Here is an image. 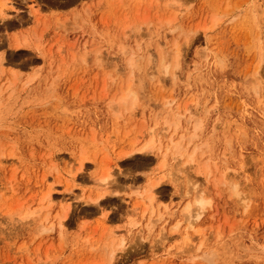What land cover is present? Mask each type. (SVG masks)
Masks as SVG:
<instances>
[{
    "label": "rangeland",
    "instance_id": "374dc122",
    "mask_svg": "<svg viewBox=\"0 0 264 264\" xmlns=\"http://www.w3.org/2000/svg\"><path fill=\"white\" fill-rule=\"evenodd\" d=\"M11 2L0 14V264H264V0ZM128 85L135 105L119 99ZM151 134L159 155L126 156ZM156 179L162 219L136 195ZM195 196L211 204L185 242Z\"/></svg>",
    "mask_w": 264,
    "mask_h": 264
},
{
    "label": "bare ground",
    "instance_id": "6f19581e",
    "mask_svg": "<svg viewBox=\"0 0 264 264\" xmlns=\"http://www.w3.org/2000/svg\"><path fill=\"white\" fill-rule=\"evenodd\" d=\"M8 1V0H7ZM12 1V0H11ZM4 2V6H7L8 8L5 10V11H3V10H1V12H0V14H2L3 15V19H1V20H6V16H9L10 14L8 13V11H9V7H11V8H14V6L13 5H11V3L12 2ZM170 1V0H169ZM171 2H174V0H171ZM13 4V3H12ZM168 4V3H167ZM168 6V5H167ZM14 10H16V9H14ZM177 10V9H176ZM218 23V21L216 22V24ZM215 24V25H216ZM214 26V25H213ZM212 26V27H213ZM211 27V28H212ZM183 32V31H182ZM26 42V41H25ZM16 48H19V47H22L21 45V42H19V40L18 39H16ZM178 47V46H177ZM179 48V47H178ZM175 52L177 51V50H174ZM174 51H170V52H174ZM179 51V50H178ZM178 51L176 52L177 54V56H176V58H177V60H178V62H177V64H175V66L174 67H176V68H174L175 70L177 69V68H179V53H178ZM175 52H174V54H175ZM164 53H168V52H163L162 54H161V57L162 58H160L161 60H160V63H161V65L164 67L165 65H166V56H169V53L165 56L164 55ZM133 59H136V58H131V59H129L130 60V66H134V65H136V64H134L135 62H133L134 60ZM176 60V61H177ZM169 61V60H168ZM138 63V62H137ZM132 66V67H133ZM164 69H166V68H164ZM163 69V70H164ZM179 70V69H178ZM133 76V75H132ZM132 76H131V78H132ZM130 78V83H132V80L133 79H131ZM127 82H129V80L127 81ZM128 84V83H127ZM135 85V84H134ZM135 87V86H134ZM122 89V88H121ZM122 92H124V91H122ZM133 96V98L135 99V101H134V105L137 103V97L135 96L136 94H135V92H134V88H132V86L131 85H128V87L126 88V90H125V93H123V95H122V97L121 98H119L120 99V101H122V103H126L127 102V100L130 98V96ZM132 98V99H133ZM129 103V102H128ZM131 104V103H130ZM133 105V106H134ZM180 108V107H179ZM189 110H185V112L184 113H181V114H178L179 116H177L176 117V119L170 124L171 126H174V127H180V120L181 119H183V117L184 116H186V113L188 112ZM195 113V112H194ZM198 114V113H197ZM191 118H193L194 119V117H191ZM170 123V122H169ZM175 129V128H174ZM176 130V129H175ZM152 133V132H151ZM169 136V135H168ZM192 136H195V135H191L190 137H192ZM172 137V136H171ZM171 139V138H170ZM183 141H184V139H182V140H180L178 143L177 142H172L173 144H175V149L177 150V148H179V146H182V144H183ZM156 141L154 140V135H152L151 134V136H149V138H147L146 140H145V142L140 146V147H138V148H133V146H134V144H133V146H132V148L133 149H131V150H129L127 153H126V156L128 155V156H134V155H138V154H143V153H147V152H149V153H154V154H156V155H159L158 154V152H156V149H161V147L159 148V147H157L156 145ZM173 146V145H172ZM168 150H170V149H168ZM166 155V154H165ZM193 156V155H192ZM82 157H84V156H82ZM128 158V157H127ZM81 159V158H80ZM80 159H79V163H80V166H82L83 165V163L86 161L85 159H88V158H82V162H83V160H84V162L82 163L81 161H80ZM73 163H74V160H73ZM163 163H165V160H162V165H163ZM70 164V166L72 165V162H70L69 163ZM85 165V164H84ZM80 169V168H79ZM73 172V171H72ZM67 173H70V171L69 172H67ZM236 175V174H235ZM229 176V175H228ZM228 176H227V178H228ZM110 177H111V174H107V175H104V176H102L101 178H100V184H102V185H106L107 184V182L110 180ZM230 177V176H229ZM234 178V180H235V178H236V176H233ZM75 178V177H74ZM232 179V178H231ZM160 180V179H159ZM238 180V179H237ZM161 181V180H160ZM232 182H234L233 180H231ZM238 182V181H237ZM237 182H234L233 184V188H234V190H236L235 192H236V194L237 195H241V192L239 193V191L237 190L238 189V183ZM159 184V181L156 179V181H152V180H149L148 181V183H147V187L144 189V190H142V191H140V192H138V191H136V195H138L141 199H142V201L141 202H139V201H137L136 200V202H139V203H143V207L145 208H143L144 209V211H147L148 210V208H150V210H149V214H151V215H153V214H155V213H157V215H158V217H161L160 219H162L163 217H164V213L163 212H161V211H159V206L157 205H155V203H154V201H155V193H154V191H155V188L157 187L158 188V185ZM157 185V186H156ZM138 186V185H137ZM107 192V191H106ZM189 192H187L186 194H188ZM106 193H101V194H99L98 196H96L95 198H93V199H91L92 201H93V203L94 204H98V203H100V202H102V200H104L105 199V195ZM235 194V193H234ZM235 194V195H236ZM245 194L243 193V195H241V199H243ZM46 196V197H45ZM43 198H45V199H47V201H49V202H51V201H54L56 198L52 195V193L51 192H48L47 193V195H45ZM246 196V195H245ZM137 197V196H136ZM138 197V198H139ZM238 197V196H237ZM243 197V198H242ZM141 199H139V200H141ZM241 199H239L238 198V201H240ZM245 199L246 198H244V201H245ZM67 200H69V199H67ZM192 200V199H191ZM45 201V200H44ZM46 201V203H49V202H47ZM64 201H66V198L64 199ZM64 201H62V203L64 202ZM145 201V202H144ZM242 201V200H241ZM240 201V202H241ZM244 201H242V202H244ZM61 202V201H60ZM187 202V201H186ZM52 203V202H51ZM50 204V203H49ZM138 204V203H137ZM144 204L147 206H144ZM211 203L209 202V201H207V200H205L204 198H201V197H199V198H196V196L194 197V199L192 200V201H188L186 204H185V206L183 207V212H184V215H185V219H184V222H186L185 224H186V226H183V230H184V227H185V229L187 230V233L185 232V236L183 237L184 238V240L183 241H185V242H193V240L196 238H192L191 239V237L189 236V231H193L194 233V235H196V233L198 234V235H202L203 234V229L201 228V227H197V225L200 223V221L202 220V218H203V215H205L204 213H205V209L210 205ZM241 204V203H240ZM244 204V203H243ZM43 205V204H42ZM242 205V204H241ZM246 205V204H245ZM245 205H243L244 207L243 208H245ZM46 206V205H45ZM49 206V205H48ZM50 206H52L51 204H50ZM49 206V207H50ZM248 206V205H247ZM135 208H137V206L135 207ZM142 209V210H143ZM34 211H36V210H34ZM135 211V210H134ZM30 213V212H29ZM30 214H32L33 215V212L32 213H30ZM29 214V215H30ZM54 215H58V213L57 214H54ZM66 215L67 214H63V215H60L57 219H58V223L57 224H59V225H61V226H63L64 227V219L66 218ZM62 216V217H61ZM183 216V215H182ZM28 217V216H27ZM156 218V220H151L152 221V227H153V223L156 221H159V220H157V219H159V218ZM24 218H22V220H23ZM133 220V219H132ZM179 220V219H178ZM146 222V221H145ZM183 222V220L181 219V221L179 220L178 221V223H176L175 222V225H172L173 227V229H172V232L174 233V232H178L179 231V227L181 226V223ZM136 222L135 221H133V222H129V224H131V225H134ZM138 223H140V222H137L136 223V225L138 224ZM151 224H148V225H151ZM174 224V223H173ZM184 224V223H183ZM145 225V224H144ZM147 225V224H146ZM38 226V225H37ZM60 226V227H61ZM135 226V225H134ZM151 227V228H152ZM148 228V227H147ZM199 228H201V229H199ZM149 230V229H148ZM185 231V230H184ZM61 233V232H60ZM118 233H121V232H118ZM191 235V234H190ZM125 236V235H124ZM119 237H120V235H119ZM121 237H123V236H121ZM177 237H179V236H177ZM205 237V236H204ZM173 238V237H172ZM181 238V237H180ZM119 240H120V238H119ZM204 240V239H203ZM122 241V240H121ZM202 241V240H201ZM200 241V242H201ZM123 242V241H122ZM184 243V242H183ZM194 243V242H193ZM202 243V242H201ZM188 244H190V243H188ZM199 244V243H198ZM200 245H202V244H199V246ZM191 246H192V244H191ZM190 245L188 246V247H191ZM193 247V246H192ZM191 247V248H192ZM168 248H171V247H168ZM190 248V249H191ZM197 248H200V247H197ZM189 249V250H190ZM115 248L113 247L112 248V254H111V261L110 262H112L113 261V259H114V257H115ZM192 250V249H191ZM199 250V249H198ZM251 250V249H250ZM249 250V251H250ZM194 251H195V249H194ZM197 251V250H196ZM253 251H255L254 249H253ZM261 252V251H260ZM260 252H258V253H260ZM117 253V252H116ZM204 253V252H203ZM203 253H202V255H203ZM256 253V252H255ZM190 254H191V252H190ZM206 254V253H205ZM204 254V258H208V260H209V256H207V255H205ZM210 254H212V252L210 253ZM214 254V253H213ZM211 255V257H210V262H212V260H213V258H214V256L215 255ZM192 255V254H191ZM201 255V254H200ZM200 255H198L199 257H201ZM208 255H209V252H208ZM254 255V254H253ZM256 255V254H255ZM259 255V254H258ZM206 256V257H205ZM191 257H193V256H191ZM213 257V258H212ZM255 257V256H254ZM257 257V259H259L260 258V255H259V258H258V256H256ZM194 258H198L197 256L195 257V255H194Z\"/></svg>",
    "mask_w": 264,
    "mask_h": 264
}]
</instances>
